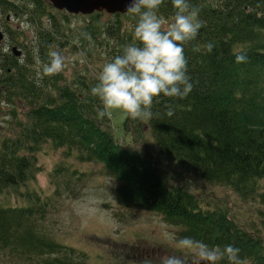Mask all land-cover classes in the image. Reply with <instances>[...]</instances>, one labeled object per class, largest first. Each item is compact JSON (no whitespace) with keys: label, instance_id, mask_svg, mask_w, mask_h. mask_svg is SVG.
Masks as SVG:
<instances>
[{"label":"trees","instance_id":"16d2710c","mask_svg":"<svg viewBox=\"0 0 264 264\" xmlns=\"http://www.w3.org/2000/svg\"><path fill=\"white\" fill-rule=\"evenodd\" d=\"M189 3L199 9L203 25L197 38L185 45L192 92L182 100L161 95L154 101L151 120L127 116L125 125L132 135L148 128L159 155L176 159L194 174L245 194L264 178V0ZM163 4L166 16L175 14L171 0ZM119 27L105 23L103 31L107 34H100L102 38L99 34H78L79 41L85 44V36L95 38L111 61L124 45L139 43L134 34H120ZM56 36L37 34L22 64L18 63L22 51L20 55L12 51L5 54L0 89L4 88L10 98L12 94L22 96L27 110L26 120L19 119L18 128L0 136V190L26 181L36 169L34 152L42 143L50 142L81 160L105 161L107 170L126 178L121 192H130L137 203L183 221L188 227L182 232L184 236L203 238L213 247L231 244L249 253L239 238L241 233H232V225L222 214L195 207L185 192L167 185L151 165L150 156L118 141L107 115L98 117L103 105L91 94L99 74L85 68L84 72L75 70L69 79L60 72L38 80L25 73L37 56H43L47 63L54 44L59 50L62 42ZM209 42L214 45L211 53L206 49ZM240 52L246 53L247 62L237 63ZM166 105L173 107L172 116L166 115ZM4 208L0 207V246L16 249L27 245L30 249V245H43L36 243L29 224L21 222L23 209ZM60 261L57 257L50 260L54 264Z\"/></svg>","mask_w":264,"mask_h":264},{"label":"rangeland","instance_id":"374dc122","mask_svg":"<svg viewBox=\"0 0 264 264\" xmlns=\"http://www.w3.org/2000/svg\"><path fill=\"white\" fill-rule=\"evenodd\" d=\"M164 7L163 4L159 15L171 21L174 14L166 16ZM119 13H70L55 8L49 0H0V29L4 33L0 78L5 74L2 63L11 46L17 45L22 51L18 58L22 64L37 34H57L58 38L62 34L59 51L66 58L63 77L69 79L75 70L84 72L85 68L99 74L111 57L91 36H87L90 39L86 38L85 44L76 43L78 34H99L102 38L100 34H107L103 31L105 23L120 26V34H134L137 18ZM53 47L58 48L56 44ZM37 57L25 73L39 80ZM38 58L45 63L43 56ZM21 97L12 94L10 98L4 88L0 89V136L18 128L19 119L26 120L27 105ZM107 117L118 141L150 156L151 165L168 186L185 192L201 211L222 214L232 225V233H241L239 238L249 249V253L240 252L241 259L247 264H264V178L258 179L251 192L238 193L227 184L194 174L176 159L159 155L151 131L145 128L132 135L125 125L127 114L122 111L108 110ZM34 154L36 169L26 181L0 190V207L8 211L23 209L21 222L29 224L37 244L45 245H30V249L27 245L16 249L0 246V264H54L50 260L56 257L63 260L58 264H143L145 260L160 264L161 258L169 255L180 256L184 264H195L192 254L175 247V241L185 237L182 232L188 230L187 225L161 210L137 203L130 192H121L126 178L107 170L105 161L81 160L50 142L42 143Z\"/></svg>","mask_w":264,"mask_h":264},{"label":"clouds","instance_id":"9594fccd","mask_svg":"<svg viewBox=\"0 0 264 264\" xmlns=\"http://www.w3.org/2000/svg\"><path fill=\"white\" fill-rule=\"evenodd\" d=\"M163 3L164 0H126L125 11L137 18L134 37L139 43L124 45L121 54L105 63L99 72L98 83L91 88L92 96L103 105L98 117L103 118L108 110H120L132 120H151L158 97L182 100L192 92L185 45L197 38L203 26L199 9L189 0H171L175 14L167 21L159 15ZM213 48L211 42L206 45L209 53ZM236 61L247 62L246 53H237ZM37 64L40 65L37 76L43 78L62 72L66 58L56 48L49 52L47 63L37 57ZM165 107L166 115L172 116L173 107ZM175 247L192 254L195 264H220L224 260L228 264H247L240 257V249L231 244L213 247L185 236L175 241ZM143 264L151 261L145 260ZM160 264H184V261L178 255H169L161 258Z\"/></svg>","mask_w":264,"mask_h":264},{"label":"water","instance_id":"95a60500","mask_svg":"<svg viewBox=\"0 0 264 264\" xmlns=\"http://www.w3.org/2000/svg\"><path fill=\"white\" fill-rule=\"evenodd\" d=\"M58 9H65L71 13H91L95 10L113 12H126V0H49ZM3 33L0 30V40ZM13 51L19 54V50L13 47Z\"/></svg>","mask_w":264,"mask_h":264},{"label":"flooded vegetation","instance_id":"af4514ba","mask_svg":"<svg viewBox=\"0 0 264 264\" xmlns=\"http://www.w3.org/2000/svg\"><path fill=\"white\" fill-rule=\"evenodd\" d=\"M235 234H232V236L234 237V239H235V236H234Z\"/></svg>","mask_w":264,"mask_h":264}]
</instances>
